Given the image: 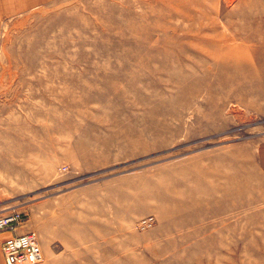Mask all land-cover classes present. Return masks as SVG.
<instances>
[{
  "label": "rangeland",
  "instance_id": "obj_1",
  "mask_svg": "<svg viewBox=\"0 0 264 264\" xmlns=\"http://www.w3.org/2000/svg\"><path fill=\"white\" fill-rule=\"evenodd\" d=\"M12 209L39 264H264V0H0Z\"/></svg>",
  "mask_w": 264,
  "mask_h": 264
},
{
  "label": "built area",
  "instance_id": "obj_2",
  "mask_svg": "<svg viewBox=\"0 0 264 264\" xmlns=\"http://www.w3.org/2000/svg\"><path fill=\"white\" fill-rule=\"evenodd\" d=\"M21 210L12 209L0 214V231L15 230L24 222ZM154 220L153 215H146L138 221L139 225L148 226ZM6 264H39L44 260L42 246L37 233L33 230L11 233L2 243Z\"/></svg>",
  "mask_w": 264,
  "mask_h": 264
},
{
  "label": "crops",
  "instance_id": "obj_3",
  "mask_svg": "<svg viewBox=\"0 0 264 264\" xmlns=\"http://www.w3.org/2000/svg\"><path fill=\"white\" fill-rule=\"evenodd\" d=\"M22 230H23V228L19 226L15 230L4 229V230L0 231V264H6L5 257H4L3 251H2V243H3V241L9 235H11V233H19V232H22ZM44 247L47 248V244L46 243L44 244ZM43 254H44V252H43ZM44 256H45V254H44ZM57 256H58V254H56V257ZM56 257L54 259H57ZM66 259L73 260V259H78V257L68 256Z\"/></svg>",
  "mask_w": 264,
  "mask_h": 264
}]
</instances>
